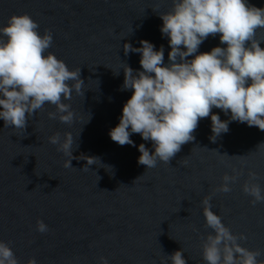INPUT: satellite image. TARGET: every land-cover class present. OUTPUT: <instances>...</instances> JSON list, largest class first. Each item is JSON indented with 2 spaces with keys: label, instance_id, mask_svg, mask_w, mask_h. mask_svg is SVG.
Masks as SVG:
<instances>
[{
  "label": "water",
  "instance_id": "water-1",
  "mask_svg": "<svg viewBox=\"0 0 264 264\" xmlns=\"http://www.w3.org/2000/svg\"><path fill=\"white\" fill-rule=\"evenodd\" d=\"M246 3L264 8V0ZM171 7L172 0H0V28L12 15H30L41 35L50 30L48 51L70 70L80 68L84 81L81 94L73 91L63 101L74 113L71 124L50 119L56 109L49 104L29 117L25 130L0 119V240L19 264L30 258L37 264H102L100 257L108 264H171L168 256L181 249L187 264H206L201 245L212 230L205 226L202 200L209 196L222 222L246 237L239 243L259 250L264 260V202L252 204L242 190L250 172L264 190V131L231 121L213 142L209 116L170 163L158 161L151 169L138 164V146L152 152L151 141L132 134L135 146H120L109 135L132 95L121 91L124 64L142 70L140 54L125 55L123 45L138 48L147 40L156 50L163 46L167 65L170 47L159 14ZM257 38L264 41V29ZM217 46L226 47L219 34L198 51ZM212 112L230 119L220 109ZM56 133L61 140L70 133L73 156H85L73 159L71 168L49 143ZM87 157L100 161L87 165ZM225 175L237 180L230 192H218ZM39 220L47 232L37 231Z\"/></svg>",
  "mask_w": 264,
  "mask_h": 264
},
{
  "label": "clouds",
  "instance_id": "clouds-1",
  "mask_svg": "<svg viewBox=\"0 0 264 264\" xmlns=\"http://www.w3.org/2000/svg\"><path fill=\"white\" fill-rule=\"evenodd\" d=\"M159 15L163 22L160 31L170 47L169 62L164 63L163 46L156 50L147 40H141L138 48L130 43L123 45L125 55L140 54L142 70L124 64L121 91L131 90L132 95L123 106L119 124L109 132L112 141L135 146L132 134L151 141L152 152L143 143L138 146V164L151 169L158 161L170 163L183 145L195 139L199 121L209 116L213 142L229 131L231 121L264 131V41L257 38V30L264 29V8L249 5L246 0H172L171 10ZM38 28L28 14L12 15L0 28V119L5 127L25 130L29 117L46 104L56 109L48 113L50 119L58 118L65 124L73 121L71 105L63 101L71 100L73 91L81 94V70H70L49 52L52 34L45 30L41 35ZM217 34L226 47L198 51L209 36ZM213 108L225 115L230 113V119L222 121ZM49 143L57 145V151L67 157L65 168L72 167L73 159L85 157L73 156L70 133H65L63 140L56 133L49 137ZM87 158V165L100 161ZM249 177L243 192L253 198L252 204L264 202V190L252 182L257 179L256 173L250 172ZM222 180L216 191L228 193L237 176L225 175ZM210 200V196L202 200L205 226L212 230L201 245L206 264H264L258 259L259 250L239 243L246 237L234 234L222 222ZM36 229L45 233L48 226L39 220ZM99 259L108 264L105 257ZM168 259L171 264H187L182 249ZM0 264H19L9 243L2 240ZM27 264H37L36 259L30 258Z\"/></svg>",
  "mask_w": 264,
  "mask_h": 264
}]
</instances>
